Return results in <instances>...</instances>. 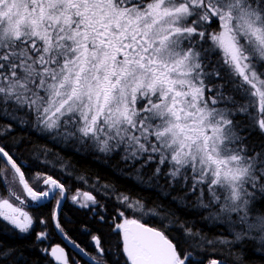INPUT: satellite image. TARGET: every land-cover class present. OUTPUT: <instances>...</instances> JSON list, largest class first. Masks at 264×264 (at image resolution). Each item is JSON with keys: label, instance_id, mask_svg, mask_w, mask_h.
Here are the masks:
<instances>
[{"label": "snow or ice", "instance_id": "6c2138e0", "mask_svg": "<svg viewBox=\"0 0 264 264\" xmlns=\"http://www.w3.org/2000/svg\"><path fill=\"white\" fill-rule=\"evenodd\" d=\"M0 118L106 156L119 153L141 183L143 169L154 164L149 184L179 182L185 195L173 199L207 211L203 219L229 233L208 238L174 213L161 214L125 194L115 196L123 210L109 215L91 192L67 194L46 173L26 177L21 165H32L0 145L7 193L0 195V230L6 234L29 235L37 221L25 208L55 201L52 226L88 264H106L100 233L116 238L107 249L112 264H202L166 235L175 227L194 249L228 248L235 264H244L243 254L231 246L245 240L264 253V210L258 207L264 204V143H245L254 131L264 136V0H0ZM13 131L12 123H0V137ZM112 187L101 185V194L108 197ZM188 195L195 198L191 206ZM66 202L90 213L96 233L86 224L81 231L90 235L96 256L65 232ZM38 222L47 229V220ZM48 238L47 230L36 235L37 242ZM40 251L55 264H70L59 245ZM13 256L24 259L0 243V262L12 264Z\"/></svg>", "mask_w": 264, "mask_h": 264}, {"label": "trees", "instance_id": "16d2710c", "mask_svg": "<svg viewBox=\"0 0 264 264\" xmlns=\"http://www.w3.org/2000/svg\"><path fill=\"white\" fill-rule=\"evenodd\" d=\"M240 119L243 118L241 117ZM0 123H12L13 125V132L6 137H0V145L7 146L6 150L10 151V153L14 148L17 154L32 165L31 168H24L26 176L33 172L52 175L55 179L60 180V182L65 185L68 190L67 194L77 189L84 188L86 190V187L84 186L85 182L76 179L78 176H83L89 183L88 186L91 188L90 192H95L97 189L96 187H92L93 184H95V186H98L99 184L100 187L104 184L113 186L108 190V197L110 198L101 197L96 192L97 200L100 204L104 205L109 215L113 214V209L115 208L123 210L122 205L118 204L114 197L117 194H125L131 198L146 202V205L149 208H154V210L159 211L161 214L174 213V216L178 217L179 221L185 222L186 226L193 228V231L200 230V232L206 234L208 238L227 235L225 234V227L222 224L211 226H208L207 223L205 224L203 217L205 216L204 213L207 211H197L190 207H182L178 204L177 200L173 199V197H184L185 195L186 189L181 188L179 182H177L176 186L172 188L168 187L167 181L163 178L159 180V183H157L156 180H152L149 184L148 177L151 172L145 173L143 171L142 176L144 183H141L137 180V173L134 169L127 167L126 164L120 160L119 153L112 156H103L95 152L91 153L88 151V148H80L76 145L72 146V144L55 142L50 139L49 136L40 134L30 126L20 127L12 121L3 118H0ZM13 137H23V139L19 144H13ZM245 143L248 144L249 147L259 145L264 143V136L258 131H254L248 136ZM45 159L52 161V163L55 164V169L54 167L39 162ZM17 163L19 164L20 161L17 160ZM61 165L64 166L65 172L58 170V167L60 168ZM64 173H71V175H66ZM162 193L167 194L164 195ZM0 195H7L2 183H0ZM23 196L24 195H22V197ZM186 199L188 205L191 206L194 204L195 198L193 196L188 195ZM25 201L28 202L27 200ZM160 205L163 207H160ZM52 207V203H49L39 209L32 207L29 208L34 220L37 221L34 223V231L37 232L42 230L41 224L38 222L39 218L47 220L48 229L53 231L54 227L52 226L50 219ZM258 207H260L261 210H264V204H260ZM97 210L99 211V208H97ZM89 217L90 213L88 211L80 210L66 202L61 215V223L64 229L68 230L73 237H76V234L78 233H83L81 231L82 224H86L92 229L93 233H96L97 226L94 221L89 219ZM142 222L151 227H156L158 229L163 228V225H161L155 218H144ZM36 232L21 238L19 235H8L0 230V243L4 244L6 247H14L17 249V254H22L24 257L23 260L17 262L16 257L13 256L11 258L12 264H52L51 261L41 253L39 244L33 239ZM166 234L177 244L178 250L184 249L189 252H195L202 261V264H210V261L213 259H227L229 264H235L234 258L230 254L228 248L205 244L203 245V251L194 249L191 246V243L185 239L182 230L178 227L170 228ZM100 235L102 237V246L107 252V249L110 246L109 242L114 241L116 238L112 236L105 238L104 233H100ZM193 242L199 243V240ZM255 249H257V247L248 240H245L242 244L231 246L232 252L243 254L244 264H264V253L254 251ZM107 257L112 259L110 255ZM0 264H8V262L4 261L0 262Z\"/></svg>", "mask_w": 264, "mask_h": 264}, {"label": "flooded vegetation", "instance_id": "af4514ba", "mask_svg": "<svg viewBox=\"0 0 264 264\" xmlns=\"http://www.w3.org/2000/svg\"><path fill=\"white\" fill-rule=\"evenodd\" d=\"M22 170H24L25 167L21 166ZM27 177V176H26ZM93 195L96 196L97 198V194L91 192ZM25 203H28L25 201ZM52 205H54V202L52 203ZM30 208V207H29ZM36 231H34L33 229L31 230V233H34ZM42 232V231H37L35 233V237H33V239L35 240V242L37 244H39V248L43 249V248H51L53 246L59 245L60 247L64 248L65 252L67 253L68 257H69V262L70 264H88V260L86 257L80 255L77 251H74V249H72V247L65 241L63 240V238H61V236H59L57 234V232L55 231V228L53 229V231H48L49 233V238L47 241H42V242H37L36 241V235L37 233ZM65 232L67 233L68 237L75 241L76 244H78L81 248H83L86 252H88L90 255L92 256H96V249L92 246L91 244V237L89 235H86L87 233L83 232V233H78L76 234V237H73L70 232H68V230H65ZM167 235V234H166ZM26 237V236H24ZM47 259L49 261H51L52 264H55V262L53 261V259L50 256H47ZM108 254L105 251L104 257L103 259L106 261V264H112V259L109 257H107ZM97 259H100V257H96Z\"/></svg>", "mask_w": 264, "mask_h": 264}, {"label": "rangeland", "instance_id": "374dc122", "mask_svg": "<svg viewBox=\"0 0 264 264\" xmlns=\"http://www.w3.org/2000/svg\"><path fill=\"white\" fill-rule=\"evenodd\" d=\"M40 133V132H39ZM40 134H42V135H47L48 136V134H46V133H40ZM53 141H55V142H58V143H62V144H72V146L73 145H76V146H78V147H80V148H88L87 146H82V145H80V144H78V143H76L75 141H67V142H64V141H62V140H53ZM88 151H90L91 153L92 152H95V153H97V154H99V155H103L104 156V154H102V153H98V152H96V151H94V150H92V149H90V148H88ZM120 155V154H119ZM54 164V163H53ZM55 165V164H54ZM149 166H152V167H149ZM149 167V168H148ZM148 167H146V168H144L143 169V171L145 172V173H150V172H152L153 171V169H154V167H155V165L154 164H149L148 165ZM54 169H55V167H54ZM58 169H59V167H58ZM65 172V171H64ZM34 173V172H33ZM89 185V183L87 182V183H84V186L86 187V190L84 189V188H82V189H80L81 191H87V192H90V187L88 186ZM96 188H99L100 189V192H98V191H96L95 190V192H93V193H96L97 192V194H99L101 197H104L105 198V196L104 195H102L101 194V192H103L104 190L100 187V185L98 184V186H96ZM37 190H40V189H37ZM76 191V190H75ZM75 191H72V192H70L69 194H74L75 193ZM92 192V191H91ZM115 198V197H114ZM21 199H25L24 198V196L22 197L21 196ZM27 204V203H26ZM54 204H55V201H54ZM71 204V203H70ZM25 210L26 211H28L30 214H31V212H30V210H29V207H26L25 208ZM126 214H128V215H126ZM203 214V213H202ZM125 215L126 216H131V213H125ZM204 215L206 216V215H208V213L206 212V213H204ZM138 218V217H137ZM205 221V220H204ZM208 224V226H211L210 225V223L208 222V221H205V224ZM214 225H218V224H214ZM224 227H225V230H226V233L225 234H227L226 236H228L229 235V233H228V231H227V227L225 226V225H223ZM41 227H42V230L41 231H45V230H47V231H50L49 229H48V227H47V229H45L44 228V226L43 225H41ZM33 228H34V226H33ZM224 236V235H223ZM249 242H251V243H253L257 248L259 247V245H258V243L257 242H254V241H251V240H248Z\"/></svg>", "mask_w": 264, "mask_h": 264}, {"label": "water", "instance_id": "95a60500", "mask_svg": "<svg viewBox=\"0 0 264 264\" xmlns=\"http://www.w3.org/2000/svg\"><path fill=\"white\" fill-rule=\"evenodd\" d=\"M51 203H53V201L51 202ZM64 205H65V203H64ZM64 207V206H63ZM55 231H56V229H55ZM57 232V231H56ZM57 234H58V232H57ZM59 235V234H58ZM60 236V235H59ZM62 238V237H61ZM64 240V239H63ZM70 245V244H69ZM71 246V245H70ZM72 247V246H71ZM72 249H73V247H72ZM74 251H76V250H74ZM87 258V257H86ZM218 260V259H217ZM229 264V263H228Z\"/></svg>", "mask_w": 264, "mask_h": 264}]
</instances>
